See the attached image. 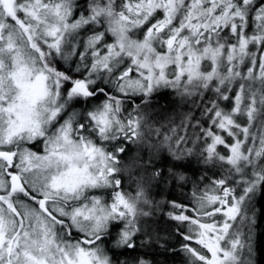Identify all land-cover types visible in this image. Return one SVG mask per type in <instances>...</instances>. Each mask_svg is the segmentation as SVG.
Masks as SVG:
<instances>
[{
	"label": "snow or ice",
	"instance_id": "obj_1",
	"mask_svg": "<svg viewBox=\"0 0 264 264\" xmlns=\"http://www.w3.org/2000/svg\"><path fill=\"white\" fill-rule=\"evenodd\" d=\"M264 0H0V264H259Z\"/></svg>",
	"mask_w": 264,
	"mask_h": 264
},
{
	"label": "trees",
	"instance_id": "obj_2",
	"mask_svg": "<svg viewBox=\"0 0 264 264\" xmlns=\"http://www.w3.org/2000/svg\"><path fill=\"white\" fill-rule=\"evenodd\" d=\"M260 223L264 224V220H261ZM261 239L264 240V237H261ZM258 261H259V264H264V250H262L260 254L258 255Z\"/></svg>",
	"mask_w": 264,
	"mask_h": 264
}]
</instances>
